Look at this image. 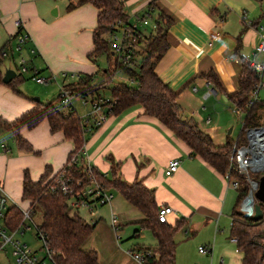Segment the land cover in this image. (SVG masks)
<instances>
[{
	"label": "crops",
	"instance_id": "0c3cea01",
	"mask_svg": "<svg viewBox=\"0 0 264 264\" xmlns=\"http://www.w3.org/2000/svg\"><path fill=\"white\" fill-rule=\"evenodd\" d=\"M67 4L57 0H0V48L7 45L5 57L24 56L40 73H67L72 80L79 74H98L100 66L90 59L89 52L94 49L93 32L99 10L85 3L68 11ZM124 6L130 21L143 16L149 7L152 15L165 11L172 17L167 35L169 47L158 61L156 71L173 90L179 91L182 114L196 120L215 141L221 135V126L211 124L213 115L206 118L201 111L208 109L207 102L216 106L218 99L226 96L203 73L214 70L224 89L232 92L238 86L243 58L255 57L264 62V52L254 54L260 41L256 23L264 19V0H124ZM244 10L255 21L254 25L245 24L241 16ZM18 23L28 34L21 49L16 46ZM147 26L141 27L146 34L154 32L151 23ZM35 106L29 99L9 92L0 82V114L4 119L13 120ZM143 111V107L136 105L120 114L109 115L98 126L93 127L91 123L93 128L86 130L82 156L107 176L111 167L108 157H113L120 163L124 179H142L155 189L158 206L173 208L168 215L169 223L175 225L183 219L185 224L180 228L183 240L177 242L175 234L176 264L181 256L190 258L186 243L191 237H194L195 251L198 248L197 254L209 255L213 264V258L218 260L237 248L230 231L238 190L231 188L225 174L200 156L191 155L190 147L183 140ZM20 133L33 152L18 146L11 130L12 146L7 139L0 138V181L15 201L22 198L25 171L33 180H38L49 165L54 174L66 164L75 148L74 141L66 138L63 131L51 130L47 119L35 127L21 128ZM172 158L180 159V165L173 174L166 175L165 169ZM114 198L109 204L112 213H115L114 206H122L125 211L121 214H132L125 219V224L131 221L139 226L144 214L121 193L115 203ZM118 214H115L116 224L112 217L108 224L93 218L89 222L81 216L88 223L96 224L83 247L97 250L99 264H144L132 252L155 246V236L139 226L135 229L139 231L133 236L126 235L129 240L122 244ZM201 245L206 250L200 251ZM238 255L237 264H240L242 253Z\"/></svg>",
	"mask_w": 264,
	"mask_h": 264
},
{
	"label": "trees",
	"instance_id": "16d2710c",
	"mask_svg": "<svg viewBox=\"0 0 264 264\" xmlns=\"http://www.w3.org/2000/svg\"><path fill=\"white\" fill-rule=\"evenodd\" d=\"M85 3H91L99 10L97 26L93 32L94 49L89 52V57L98 63L99 56L105 54L110 64L102 71L101 68L99 69L103 75V80L99 83L95 81V75L79 74L75 80L66 82L64 85L83 97L100 95L99 90L108 87L115 73L121 70L128 76L130 82H118L110 87L111 101L106 106V114L108 116L117 115L136 105L143 107L144 114L156 117L176 137L183 140L190 147L191 155L200 156L217 171L225 174L231 166L230 156L233 144L236 140L238 143L244 140L245 127L264 125V100H258L251 106H247V100L258 81L257 73L250 66L249 60L243 58L238 76V86L232 92L224 89L214 70L203 73V76L214 85V88L231 100L235 108L243 115V127L238 137L235 140L228 139L223 144H217L196 120L182 114L178 103L179 91L173 90L156 71L158 61L169 47L167 35L168 27L173 21L172 17L165 11H160L154 17L156 25L154 32L149 34L144 32L145 37L140 41L142 44L135 51L131 64H123L117 61L107 34L111 31L113 23L120 19H127L124 0L70 1L66 9L71 11ZM21 31L20 25L18 34ZM6 46L0 48V65L7 55ZM138 57L141 58V61L138 67L134 68L132 64ZM111 61H114L113 66H110ZM29 69H34V67H29ZM38 72L40 73V71ZM3 75L0 68V82H3ZM23 79V73H17L6 84L16 90L17 84ZM56 99L60 102L59 95ZM54 102L55 100H51L42 104L37 101L34 108L13 120H6L0 114V133L4 130H11L18 146L26 150H33L30 143L21 135L20 130L23 127H35L41 120L47 119L52 131L61 130L66 138L74 141L75 148L69 153L68 161L56 173L52 174L51 167L47 165L40 178L33 180L29 172L25 171L22 198L29 201L32 213L34 210L31 206L34 204L41 206L43 220L38 226L44 231L48 245L55 250L58 264H99L97 250L83 247L96 224L88 223L78 212L72 214L73 207L69 204L68 196L63 195L59 190H51L57 175L62 171H66L67 175L73 177L74 180L82 178L84 182L88 181L84 169L85 159L82 156V149L86 141L85 121L75 107H61ZM73 155H77L79 160L70 163ZM108 160L111 163L108 176H104L95 166L92 167L93 173L105 182L108 189L117 190L129 203L144 214V218L139 221V226L147 228L153 233L156 244L155 246L141 247L139 250L153 249L157 252V256L146 259L147 264H176L175 234L185 224L183 219L177 221L175 225L169 222H160L155 189L148 187L140 178L133 181L124 179L119 170L120 163L111 156L108 157ZM262 175L261 173L254 174V179L258 181ZM231 176L239 181L238 196L231 213L230 235L237 237V249L242 253L240 264H264V214L259 219L245 215L240 208V203L247 196L248 186L245 184L244 177L238 174L235 166H232ZM262 207L264 211L263 204ZM22 217L21 210L16 205H10L7 209L6 224L10 228H16L21 223ZM138 231L139 229L135 233ZM36 234L38 236V233Z\"/></svg>",
	"mask_w": 264,
	"mask_h": 264
},
{
	"label": "built area",
	"instance_id": "2783aa9c",
	"mask_svg": "<svg viewBox=\"0 0 264 264\" xmlns=\"http://www.w3.org/2000/svg\"><path fill=\"white\" fill-rule=\"evenodd\" d=\"M150 16H152V7L148 8L145 14L141 17H137L134 21H130L127 17L125 20H118L111 25V31L107 34L111 46L114 49L115 57L117 61L123 64H131L134 57L135 51L138 50L140 41L144 39V31L141 29L143 26L149 25ZM242 19L246 25L252 26L255 24L253 19L247 17V11H242ZM20 23H18L19 25ZM155 28V22L152 24ZM20 26V25H19ZM258 33L260 35V41L257 45L255 56L257 53L264 52V22L256 23ZM28 40V34L25 31H21L17 35V49H21L25 42ZM5 56V52L3 53ZM19 70L20 72H28V59L22 56L19 59ZM250 66L256 71L258 81L254 86V89L247 100V106H251L259 100V91L264 86V62L256 59L255 57L249 60ZM121 71V70H118ZM117 71V72H118ZM32 78L39 83H47L52 80H57L56 74L48 76L40 75V73L34 68L32 70ZM63 77H67V73L62 74ZM59 97L61 107L70 108L73 106V97L80 96L70 88H67L64 83L59 85ZM82 97L83 104L89 105L88 111L84 116L87 117L85 120V130L90 129V124L95 126L102 124L108 117L106 114L107 104L111 101L109 97L95 95V96H80ZM74 107V106H73ZM235 110L239 112L236 108ZM83 118V117H82ZM84 120V119H83ZM244 140L240 143L237 140L234 142L230 163L231 166L229 171L225 173L226 179H228L230 185L235 189L239 187V181L231 176L232 166H235L240 173H247L250 171L261 173L264 171V125L249 126L244 129ZM84 149V147H83ZM82 149V151H83ZM77 155L71 157V162L77 161ZM79 160V159H78ZM180 165V159L172 158L168 162L165 169L166 175L173 174ZM93 165L86 162L84 163V169L88 178L87 183L82 178L74 180L73 177L67 175L66 171L60 172L54 185L51 186V190H59L63 195L68 196L69 204L73 209H78L81 206L89 207L93 209V206L100 204H110L114 198V193L111 189L106 187L103 180L99 179L96 174L93 173ZM104 176L106 173H103ZM107 176V175H106ZM249 181L251 180L248 177ZM257 183V180H251ZM256 189V187H254ZM252 192V190L250 191ZM254 203V202H253ZM246 202L243 200L241 209L244 210ZM10 205H16L22 212V221L16 228H10L6 224L7 209ZM173 208L169 205L159 206L158 220L160 222H168V215L171 213ZM27 219L32 220V211L30 207H22L15 201L4 188L0 181V252L6 247L12 248V254L15 256L17 262L23 264H58L56 260V252L52 249L46 240L44 231L37 225V233L43 243V254H38L37 250L30 248L26 243L22 242L17 236L24 234L25 227L24 222ZM114 224H116V215H113ZM232 240L237 242V237H232ZM200 251L206 250L204 245L199 247ZM133 257L144 264H147L146 259L148 257L157 256V252L153 249H142L132 252ZM223 264V259L220 260Z\"/></svg>",
	"mask_w": 264,
	"mask_h": 264
},
{
	"label": "rangeland",
	"instance_id": "374dc122",
	"mask_svg": "<svg viewBox=\"0 0 264 264\" xmlns=\"http://www.w3.org/2000/svg\"><path fill=\"white\" fill-rule=\"evenodd\" d=\"M70 1H72V0H57V2H59L60 4H62L64 2L68 3ZM155 16H156V14H153L152 16H150L149 21L151 22V24H153L155 22V19H154ZM262 22H264V19L262 20ZM145 27H148V26H145ZM21 57L22 56H20V55L18 56L16 54L13 58L11 55L5 57L3 59V62L0 65V68L2 69L3 73H5L7 68H13L14 70H16L17 73H21L20 70H18L20 68L19 67V63H20L19 59ZM140 61H141V58L138 57L136 59L135 63L132 64V66L134 68L138 67ZM98 64L101 68V71L109 66L110 63L108 62L107 56L105 54H102L99 56ZM113 65H114V61H111L110 66H113ZM29 67H32L31 64H29ZM32 70H29L28 72L23 73L24 79L17 84L16 90H14L12 88V86L6 84L5 82H2V85H4V87H6L9 92H11L15 95H18V96L21 95V97L27 98V99H29V101H31L35 104L37 102L35 100V98L40 97L39 101L42 104H45L46 102L51 101V100H55L54 103L57 105H60L59 100L56 99L58 96V93H59V88H60L59 85L62 83H66V82L72 80L73 78H71L69 76L63 77L62 74L59 73V74H56V76H57L56 81L52 80V81H49L47 83H39L31 77L32 73H33ZM40 75L48 76L47 74H43L42 72L40 73ZM263 78H264V73H263ZM102 80H103V75L101 72H99L98 74L95 75V81L97 83L101 82ZM118 82H130V81L128 79V76L124 72L118 71L113 76V79L108 84V87H104V88H101L99 90V94L101 96H106V97L110 98V96H111L110 87L113 86L114 84L118 83ZM259 100H264V86L259 91ZM206 104L208 106V109L202 110L201 113L205 114L206 118H208L209 114L213 115V119L211 121V124H220V126H221V128H220L221 135H219L217 137V139H215V141L217 143L218 142L225 143L228 139L235 140L238 137V135H239V133L243 127V124H242L243 115H242V113L237 112L235 110V106L231 100H225V99L219 98L216 106H213L211 104V102H207ZM73 106L76 108L78 114L82 117L85 115V113L88 111V109L90 107L89 105L83 104L82 97H80V96H74L73 97ZM207 122H209V120H207ZM0 138L1 139H7L9 142H11L10 146H12V142L14 140L13 141L11 140V135L9 134V130L2 131ZM13 145H14V143H13ZM6 148H8V147H6ZM26 151L33 152V150H26ZM227 171H229V169ZM238 174L241 177H244L245 184L248 186L247 195L249 194V192L251 190H253V193H254V191H255L254 182H252L251 180H255L254 174H258V173L250 171L247 174V173H240L238 171ZM261 174H264V171H262ZM248 177L251 179L250 181H249ZM231 188L233 190H236L234 187H231ZM112 192L115 195V198L113 201L115 203L117 201L118 195H120V193L114 189L112 190ZM244 198L242 199V201L240 203V208H241V205H242ZM254 200L257 201L256 198H254ZM16 201L22 207H30V204L27 203L28 200H23V198H20V199H16ZM31 207L34 210V212L32 213V220L31 219L25 220L24 227L26 230H25L24 234H19L17 237L22 242L26 243L30 248L37 250L38 254L42 255L43 254V248H42L43 243H42L41 239L39 237H37V234H36L37 229H36L35 224L40 225L42 223L43 210L39 204H34ZM123 209H125V208L122 206H114V212L115 213H112L111 207L109 204H107V203L106 204H100L99 203L98 205L93 206L92 211H91V209H89V207L81 206L78 208V210L72 209L71 213L73 214L74 212H79L81 214V216L86 218L89 222H91L90 219L93 218L94 221L101 219V222L102 221L107 222L108 224H111V217L113 220V215L119 213L120 214V215L118 214L119 215V221H121L122 225L120 226V230L118 233L121 237V239H120L121 243L124 244L129 240V237H127L126 235L130 234L129 236H133L135 229L139 228V226L136 224V222L134 223L131 221L129 223L125 224V222H126L125 219L131 218L132 214H129L128 212L121 214V212L125 211ZM182 235H184L183 229H180L179 231H177V233H176L177 242H179L178 239L183 238ZM138 237H136V238L132 237V238L138 239ZM181 240H183V239H181ZM186 247L188 250L191 251L190 258H188L187 256H185V257L181 256L180 259L178 260L177 264H212V259L210 258L209 255H205V254H202L199 252L197 254L198 248H197V251H195V249H194V247H195L194 237L187 239ZM238 252H240V251L237 248H234L233 251L229 255L223 254V255H221V258L218 260L213 258V262H214L213 264H217L221 259H223V264H237V261L239 260L238 259L239 258ZM0 264H23V263L17 262L15 256L12 254V248L11 247H6L5 249H3V251L0 252Z\"/></svg>",
	"mask_w": 264,
	"mask_h": 264
},
{
	"label": "water",
	"instance_id": "95a60500",
	"mask_svg": "<svg viewBox=\"0 0 264 264\" xmlns=\"http://www.w3.org/2000/svg\"><path fill=\"white\" fill-rule=\"evenodd\" d=\"M16 70H14L13 68H8L6 69L2 81L7 83L9 82L11 79H13L16 76ZM225 99H227L225 97ZM36 101L40 100V97H36L35 98ZM256 189L253 193V197L256 198L257 201H255V203H252V199L249 198V202L248 204H245V208H244V213L246 216H253L255 219H259L263 216L264 211H263V207L262 204L264 205V174L260 177V179L257 181L256 183ZM251 192H249V194L244 198V201L246 202V200L248 199V197L250 196Z\"/></svg>",
	"mask_w": 264,
	"mask_h": 264
},
{
	"label": "bare ground",
	"instance_id": "6f19581e",
	"mask_svg": "<svg viewBox=\"0 0 264 264\" xmlns=\"http://www.w3.org/2000/svg\"><path fill=\"white\" fill-rule=\"evenodd\" d=\"M254 187H256V183H254ZM249 198L252 199V203H253V202L255 203V200H254V197H253V190H252L250 196L248 197V199L246 200V203H247V204H248V202H249V201H248Z\"/></svg>",
	"mask_w": 264,
	"mask_h": 264
}]
</instances>
